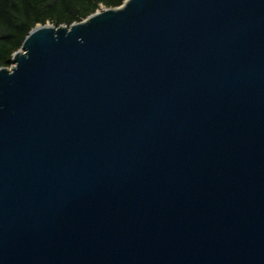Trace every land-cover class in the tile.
<instances>
[{"label":"water","instance_id":"water-1","mask_svg":"<svg viewBox=\"0 0 264 264\" xmlns=\"http://www.w3.org/2000/svg\"><path fill=\"white\" fill-rule=\"evenodd\" d=\"M11 62L0 264H264V0H124Z\"/></svg>","mask_w":264,"mask_h":264},{"label":"trees","instance_id":"trees-1","mask_svg":"<svg viewBox=\"0 0 264 264\" xmlns=\"http://www.w3.org/2000/svg\"><path fill=\"white\" fill-rule=\"evenodd\" d=\"M124 0H0V67H10L11 56L37 24L70 26L101 7H118Z\"/></svg>","mask_w":264,"mask_h":264}]
</instances>
